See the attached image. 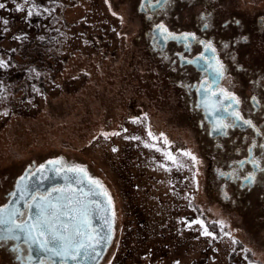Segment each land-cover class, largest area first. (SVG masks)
I'll return each instance as SVG.
<instances>
[{
  "label": "rangeland",
  "instance_id": "rangeland-1",
  "mask_svg": "<svg viewBox=\"0 0 264 264\" xmlns=\"http://www.w3.org/2000/svg\"><path fill=\"white\" fill-rule=\"evenodd\" d=\"M56 1L69 3L62 8L63 17L73 23L62 33V42L53 45L63 57L54 70L61 87L47 84L50 91L42 105L34 100L10 112L0 111V204L31 163L60 157L67 166H83L111 198L113 237L97 264L264 262L260 236L234 230L218 206H189L201 201L192 194L194 172L199 185V164L191 142L172 153L156 137L146 136L140 124L136 128L129 121V103L139 107L147 97L157 107L159 101L153 86L155 66L140 47L130 45L126 35L119 33L117 38L116 32L127 25L124 0ZM0 3L5 5L0 9V62L4 63L6 50L20 46L19 37L28 31L25 18L30 5L28 0ZM49 6L54 11L50 15L57 13V5ZM45 32L42 27L35 35ZM107 40L114 46L110 44L109 56H102ZM3 84L1 79L0 87ZM18 95L19 91L12 97ZM152 118L165 128L158 110ZM188 151L195 157L193 162L183 154ZM205 229L212 235H203ZM11 256L0 248V264H18Z\"/></svg>",
  "mask_w": 264,
  "mask_h": 264
},
{
  "label": "flooded vegetation",
  "instance_id": "flooded-vegetation-1",
  "mask_svg": "<svg viewBox=\"0 0 264 264\" xmlns=\"http://www.w3.org/2000/svg\"><path fill=\"white\" fill-rule=\"evenodd\" d=\"M123 3L128 12L127 25L121 32L113 29L118 31L117 38L121 33L131 46L140 47L147 62L155 66L153 86L159 101L157 107L147 97H143L146 99L140 101L139 107L129 103V121L136 128L140 124L146 136L156 137V142L172 153L192 144L191 151L199 164V185L194 172L192 194L200 196L201 201L189 206H218L234 230L258 235L264 241V0ZM112 41L103 42L107 52L103 51L102 56L111 54ZM207 44H211L214 53L205 48ZM202 53L204 61L199 60ZM208 58L223 68L222 77L215 82L211 71L202 67ZM232 97L239 103H234ZM155 110L165 128L157 126L159 123L152 118ZM231 112H239L251 124L234 121ZM222 125L227 127L221 130ZM42 163L30 165V172ZM64 165L68 167L65 162ZM250 174L253 179L248 182L245 178ZM13 186L0 206L8 200ZM56 187L61 186L53 185L46 191ZM93 222L92 218L95 227ZM18 245V251H13L17 247L13 241L0 248L10 252L12 262L32 264L27 245ZM257 263L264 264L262 260Z\"/></svg>",
  "mask_w": 264,
  "mask_h": 264
},
{
  "label": "snow or ice",
  "instance_id": "snow-or-ice-1",
  "mask_svg": "<svg viewBox=\"0 0 264 264\" xmlns=\"http://www.w3.org/2000/svg\"><path fill=\"white\" fill-rule=\"evenodd\" d=\"M4 7L5 5L0 3V9ZM28 15H32V13L29 12ZM158 27L163 29V26ZM205 48L214 53L211 44L205 45ZM205 59L202 53L199 60L204 61ZM3 66V63L0 62V67ZM202 67L206 72L211 71L213 82L223 75L222 66L218 61L213 65L211 58H208V62ZM232 101L236 104L239 103L234 97H232ZM230 115L234 117V121L251 124V121L244 120L239 112H231ZM223 127H227V125H222L221 130ZM152 146L155 147V145ZM113 150L115 151V149ZM183 154L195 160L190 152ZM166 155L168 159H174L171 154ZM48 164L52 166L51 171L56 176L63 175L66 181L65 185L52 188L50 191H46V194L26 192L21 189L23 195L30 197V202L25 201L22 205L24 211L15 206L19 201L13 202L11 207L7 205L0 207V245L8 241L22 239L37 264H89V262H95L99 255L98 247L105 245L111 239L112 227L108 219L104 221V227L108 231L92 226L94 213L100 210L102 203L97 197H107L109 205L111 198L101 182L90 177L83 166L65 167L59 160L48 161ZM36 171L44 172L45 166L40 165ZM25 179L26 177L21 176L17 182L18 186ZM245 179L251 182L253 176L250 174ZM84 180H87V192L83 188L73 187V185L82 184ZM12 195H16V193ZM203 235H212V233L205 229ZM18 250L19 245L13 249V251Z\"/></svg>",
  "mask_w": 264,
  "mask_h": 264
},
{
  "label": "trees",
  "instance_id": "trees-1",
  "mask_svg": "<svg viewBox=\"0 0 264 264\" xmlns=\"http://www.w3.org/2000/svg\"><path fill=\"white\" fill-rule=\"evenodd\" d=\"M28 1L29 12L32 13L28 15V12L25 18L28 31L25 36L19 37L20 46L6 50L4 66L0 67V80H4L0 87V111L10 112L19 108L20 104L34 100H37L35 105H42L43 97L50 91L47 84L51 88L61 87L54 80V70L58 69L59 60L63 57L61 58L59 49H54L53 45L57 47V43L62 42V33L70 30L73 24L63 17L62 8H67L69 3H57L56 0ZM52 4L57 5L58 11L50 15L51 12L54 13L49 6ZM42 27L46 32L36 36ZM18 91L20 95L12 97Z\"/></svg>",
  "mask_w": 264,
  "mask_h": 264
},
{
  "label": "water",
  "instance_id": "water-1",
  "mask_svg": "<svg viewBox=\"0 0 264 264\" xmlns=\"http://www.w3.org/2000/svg\"><path fill=\"white\" fill-rule=\"evenodd\" d=\"M59 160L61 162V164L64 165L63 160L60 157H57L55 159L52 160H47L45 162L42 163V165L45 166V171L42 173H38L36 170L40 167L37 166L35 167L31 172V167H27L22 174L17 177L15 179L14 182V186L12 188V190L9 192V198L6 201V203L3 206L0 207H4L5 205L11 207L13 205V202L15 201H19V203H17L15 206L21 208V211L25 210L22 205L25 203V201L30 202V197L23 195V193L21 192V189H23L26 192H44L46 190H48L49 187L53 186V185H60L61 187L65 185L66 181L63 177V175L61 176H56L52 171H51V165L48 164V161H56ZM31 166H34V163L31 164ZM65 166V165H64ZM35 173V175H33ZM69 175H74V174H69ZM21 176L26 177V179L23 181L22 184H20L18 186L17 182L19 181V178ZM31 186V187H29ZM76 187L78 188H83V190L85 192L88 191V184H87V180H84V182L80 185H76ZM13 193H16V195H12ZM23 196V198H22ZM98 200H100L101 203V208L99 211L94 213L93 219L94 222L93 224L95 225V228H103L104 231H108V229L106 227H104V221L105 219H108L112 225L111 227V239L110 241H108L105 245H100L97 249V251L99 252V255L97 257V260L95 262H89V264H97L99 262V260L103 257L107 247L109 246L112 237H113V217L111 214V205L107 204V197H97ZM14 245H18L20 243H23V240H15L13 241ZM32 256V253H31ZM55 259V258H54ZM32 264H37V261L34 257H32L31 259ZM21 264H30L28 261L26 262H21Z\"/></svg>",
  "mask_w": 264,
  "mask_h": 264
}]
</instances>
